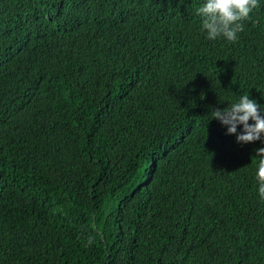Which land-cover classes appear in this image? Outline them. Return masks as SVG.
<instances>
[{
	"label": "trees",
	"instance_id": "1",
	"mask_svg": "<svg viewBox=\"0 0 264 264\" xmlns=\"http://www.w3.org/2000/svg\"><path fill=\"white\" fill-rule=\"evenodd\" d=\"M203 0H0V264H264V0L236 42Z\"/></svg>",
	"mask_w": 264,
	"mask_h": 264
},
{
	"label": "clouds",
	"instance_id": "2",
	"mask_svg": "<svg viewBox=\"0 0 264 264\" xmlns=\"http://www.w3.org/2000/svg\"><path fill=\"white\" fill-rule=\"evenodd\" d=\"M261 0H203L196 9L201 19V29L209 41L224 38L236 42L244 31V22L250 19ZM264 99V96H261ZM212 120L226 129V135L235 136L238 144L248 145L259 142L264 145V104L248 94H243L227 107L208 106ZM255 179L258 194L264 198V146L256 150Z\"/></svg>",
	"mask_w": 264,
	"mask_h": 264
}]
</instances>
